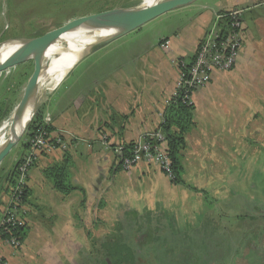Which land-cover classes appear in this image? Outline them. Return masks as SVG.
<instances>
[{
    "label": "crops",
    "instance_id": "1",
    "mask_svg": "<svg viewBox=\"0 0 264 264\" xmlns=\"http://www.w3.org/2000/svg\"><path fill=\"white\" fill-rule=\"evenodd\" d=\"M234 1L224 10L200 13L197 33L160 41L158 51L164 57L147 59L146 67L139 60H124L111 69L108 79V75L96 77L87 94L72 95L73 100L54 114L48 111L51 137L60 136L64 147L36 156L26 179L30 192L25 206L27 236L19 250L0 244V264H38L42 252L53 264H62L54 243L69 240L76 247V241L104 240L109 220L142 226L133 228L140 239L159 241L170 235L197 242L202 228L214 225L208 201L228 199L229 209L238 210V205L229 204L241 178L236 174L238 164L244 172L248 163L251 175L254 155H264V13H256L264 12V0ZM233 10L243 11L240 53L232 70L213 71L208 84L192 95L193 126L180 153L183 184L174 185L159 167L144 161L122 171L115 149L158 129L166 102L177 89L180 63L191 64L214 16ZM146 73L153 77L149 86L141 84V74ZM64 155L70 159V183L75 187L69 195L53 190L43 175L44 169L61 162ZM250 177L249 193L243 199L245 214L235 218L234 227L237 220H252L253 209H258L253 197H264ZM5 179L0 210L8 201L3 196ZM247 209L251 214H246ZM218 217L232 218L224 211ZM28 242L32 251L27 249Z\"/></svg>",
    "mask_w": 264,
    "mask_h": 264
},
{
    "label": "rangeland",
    "instance_id": "2",
    "mask_svg": "<svg viewBox=\"0 0 264 264\" xmlns=\"http://www.w3.org/2000/svg\"><path fill=\"white\" fill-rule=\"evenodd\" d=\"M143 2L144 0H0V43L10 39L35 38L60 28L76 18L118 7L141 6ZM234 2V0H196L186 7L170 11L153 19L80 61L63 79V82L55 88V91L39 92L36 97V107L44 108L45 111L54 114L58 109L73 100L72 95L81 91L87 94L92 89V81L97 79L96 77L106 78L108 75V79L111 75V69L118 68L117 65L124 60H135V63L139 60L140 66L143 67L145 64L146 67L147 59L164 57L158 51L160 41L172 40L178 34L197 33L200 29V13H208L212 10L218 11L219 9L224 10ZM201 7L207 10L204 11ZM256 13L263 14L264 12L257 10ZM221 16L224 15L221 13L219 16H214L213 22L206 27V32L213 25L220 23L218 17ZM186 36L188 35L184 37ZM205 37L206 35L203 39ZM33 68L34 62L30 60L17 65L12 70L9 69L7 76H0V101L4 100V104L0 108V124L9 118L20 102ZM146 74H141V84L149 86L148 82L153 77L149 76V73ZM10 76L11 81L3 91L2 86L5 79ZM7 110H11V113L7 115L8 117H5L4 114ZM28 141L29 137L26 130L16 146L1 160L0 190L3 186V180L6 178L5 176L12 173L20 157L23 159L25 152L23 144L28 143ZM254 156L256 158L254 157L252 164V183L253 187L258 190V194L263 197L264 155ZM246 165L249 169L248 163ZM248 169L243 172L238 164L236 174L241 178L237 182L236 195H231L229 199L230 205L233 203L238 205L239 213H237L238 210L229 209L228 202H226L228 199L226 201L225 199L214 201V198L212 199L210 196L211 203L208 201L207 204H209L208 207L212 206L213 208L214 225H205L200 236L196 238L197 242L181 241L178 239L179 236L171 237L170 235L168 238L164 237L159 241H150L154 237L140 239V237L134 235L133 228L139 230L142 226L131 227L124 222H120V220L115 222L109 220L106 222L108 234L103 236L104 240H97L94 247L89 241H76V247H73L74 242L71 241L70 246L69 240H66L58 244L54 243V249L56 245L58 246V253L55 255L59 259L61 258L62 264H67V262L69 264H91V259L97 256L100 250V243L110 241V244H126L140 264H264V197L263 199L253 197V204L259 210L253 209L252 220L248 218L243 219V221L237 220L235 227L233 224L239 214H245L244 209L246 206L243 199L248 196L251 178ZM8 202L9 200L7 204ZM220 211L227 212L232 218L220 219L218 217ZM246 214H251V212L247 209ZM51 222L54 223V220ZM45 224L48 226V222H45ZM41 227H43V224ZM120 229L123 231H120ZM223 233H225V236L222 235ZM209 238H213L215 241L210 242L208 241ZM30 244L28 242V250H31ZM103 251L104 249L100 251V254H103ZM45 254L47 253L42 252L39 255L37 263L53 264L54 260L46 257ZM64 256H66V259H63Z\"/></svg>",
    "mask_w": 264,
    "mask_h": 264
},
{
    "label": "built area",
    "instance_id": "3",
    "mask_svg": "<svg viewBox=\"0 0 264 264\" xmlns=\"http://www.w3.org/2000/svg\"><path fill=\"white\" fill-rule=\"evenodd\" d=\"M262 4L264 5V2ZM242 12V10H233L227 15L218 17L219 22L223 18H227L228 28L224 34H221V29L218 27L219 23L213 25L206 33L205 39L197 47L193 62L191 64L180 63L177 89L166 102V107L177 98L181 100L183 105L193 106V93L197 88L208 84L213 71L228 72L234 68L240 53L243 35ZM162 117L163 113L160 115V123ZM50 123L51 116L46 112L43 117V124L49 125ZM151 141L155 143H151ZM27 144L29 148L17 170V186L13 189L9 202L3 208L0 216V243L14 250L20 245L17 237L10 233L9 227H23L26 222V211L20 208L19 197L21 188L26 183L28 168L41 152L49 153L58 147H64V141L60 136L51 137L43 127H38L33 132ZM132 146L126 155L123 154V146L115 149L118 165L122 171H130L134 165L144 161L155 164L168 179H173L165 140L160 131L142 135ZM5 234L8 235L7 238L1 240V236Z\"/></svg>",
    "mask_w": 264,
    "mask_h": 264
},
{
    "label": "trees",
    "instance_id": "4",
    "mask_svg": "<svg viewBox=\"0 0 264 264\" xmlns=\"http://www.w3.org/2000/svg\"><path fill=\"white\" fill-rule=\"evenodd\" d=\"M222 14L227 15L228 13L226 12ZM242 15L243 13L241 14V23H242ZM226 22H227V18L225 17L223 18L222 22H220L218 25V27L221 29L222 35L226 31V28H228ZM8 73H9V70L1 73L0 76L2 75L7 76ZM10 78L11 76L6 77L5 82L2 86L3 91L5 90V86L11 81ZM3 104H4V100H1L0 108L2 107ZM192 110H193V106L183 105L180 99L177 98L173 100V102H171L165 108L163 112L162 122L160 123L158 129L156 130V131H160V133L163 135L164 140H165V147L167 150L168 157L170 159V167H171V172L173 176V179H171V182L174 185L183 184L182 179H181L182 166L180 163V153L185 148V141H184L185 135L188 133V131L193 126ZM46 112L47 111H45L44 108H38L36 110V113L34 114L31 120V123L27 129V135L29 139L32 136L33 132L38 127H43L48 132V134L52 132V128H51L52 122L49 125L43 124V115ZM10 113H11V110L10 111L7 110V112L3 114L6 117ZM151 143H155V142L151 141ZM132 145L133 143L123 146L124 155L129 153V151L133 147ZM28 148H29L28 144L24 143L23 144L24 151H27ZM44 153L46 152H41L40 154H44ZM35 158L31 166L28 168L27 175H28L29 170L33 166ZM21 162H22V158L20 157V159L15 164L12 173L9 174L5 179L4 194L8 196V200L10 199L12 195L13 189L17 186V181H16L18 179L17 170ZM70 167H71L70 159L69 157L64 155L61 162L55 163L51 165L50 167L43 170V175L50 181L53 190H55L56 192L62 195H69L75 190V187H73L70 183V173H69ZM29 195H30V192L29 190H27L26 183H25L24 186L21 188V195L19 197V206L20 208H23L25 211H26L25 206L29 204L28 203ZM1 205L2 204L0 203V207ZM2 210H0V216L2 214L1 213ZM26 217L27 216H25V218ZM9 230L12 236L17 237V240L21 247L27 236V232H28L27 223L25 222L23 227H17V226L9 227ZM7 236H8L7 234L1 236V240H4L5 238H7ZM91 244L94 247L96 245V241H91ZM20 247L15 250H19ZM99 249L100 250L98 251L97 256L91 259L92 261L91 264H140L139 262H137L136 257H134V253H132L131 249H129V247L126 244H115V243L110 244V241H107L104 243H100ZM103 249H104L103 251L104 253L100 254L101 253L100 251Z\"/></svg>",
    "mask_w": 264,
    "mask_h": 264
},
{
    "label": "water",
    "instance_id": "5",
    "mask_svg": "<svg viewBox=\"0 0 264 264\" xmlns=\"http://www.w3.org/2000/svg\"><path fill=\"white\" fill-rule=\"evenodd\" d=\"M195 1L196 0H163L147 7H144L143 5L118 7L76 18L60 28H57L35 38H29L24 40L15 39L18 41H22V44L9 57H7L4 61L0 62V74L30 60L34 62V68L26 82L22 98L11 114L15 115V117L20 121L30 103L34 101L33 93L36 89L37 81L42 70V57L45 51L52 44L56 43L62 36L72 32L100 25H108V28L113 25L117 26L116 33L110 36L108 39L99 44L97 43V45L95 46H89L87 48V52H85L83 56H81V58L78 60V62L72 67L73 69L80 61L84 60L89 55L103 48L107 44L142 27L146 23L165 13L186 7ZM119 26H122V28H118ZM68 73L66 74V76L68 75ZM37 109L38 108L36 107L35 103L32 114L31 116H29L28 122L23 124L21 126L20 131L18 133H15L14 136L9 141H7V143L0 149V162L10 152V150L14 146H16V144L20 141L23 134L30 125L31 120L34 114L36 113Z\"/></svg>",
    "mask_w": 264,
    "mask_h": 264
},
{
    "label": "bare ground",
    "instance_id": "6",
    "mask_svg": "<svg viewBox=\"0 0 264 264\" xmlns=\"http://www.w3.org/2000/svg\"><path fill=\"white\" fill-rule=\"evenodd\" d=\"M163 0H144L143 6H151L156 2ZM122 28L119 26L118 28ZM96 26L72 32L62 36L56 43L52 44L42 57V70L34 90V101L30 103L20 121L15 115L0 124V149L9 141L15 133H18L21 126L28 122L33 107L36 103V97L39 92L52 90L63 81L66 74L78 62V60L87 52V48L95 46L108 39L116 33L117 26ZM22 44V41L10 39L0 44V62L9 57ZM72 71V70H71ZM52 94V93H51ZM42 99V98H41ZM38 103V102H37Z\"/></svg>",
    "mask_w": 264,
    "mask_h": 264
}]
</instances>
